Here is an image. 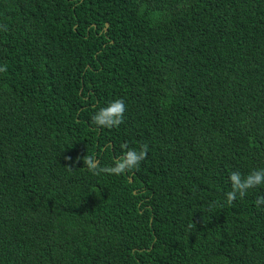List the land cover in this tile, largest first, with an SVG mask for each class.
<instances>
[{"label":"trees","instance_id":"obj_1","mask_svg":"<svg viewBox=\"0 0 264 264\" xmlns=\"http://www.w3.org/2000/svg\"><path fill=\"white\" fill-rule=\"evenodd\" d=\"M2 66L0 264H264V184L226 202L264 169V0H0Z\"/></svg>","mask_w":264,"mask_h":264},{"label":"clouds","instance_id":"obj_2","mask_svg":"<svg viewBox=\"0 0 264 264\" xmlns=\"http://www.w3.org/2000/svg\"><path fill=\"white\" fill-rule=\"evenodd\" d=\"M6 28V26H5ZM6 66L0 67V72L6 71ZM126 105L123 99H116L111 101L107 107L101 108L96 114L92 116V123L100 128L111 129L118 127L123 123L124 112ZM122 148H127L122 145ZM148 154V145H141L139 150L128 149L118 159L114 160L112 166L101 167L94 156L88 155L83 157L84 165L87 170L93 175H100L101 173L121 175L126 171L138 168L140 163L146 159ZM70 168V167H69ZM231 181L232 190L226 193V202L231 205L237 196L243 198L250 188L264 184V169L253 170L246 177H242L239 172H232L229 177ZM264 204V197H259L256 200V205L259 207Z\"/></svg>","mask_w":264,"mask_h":264}]
</instances>
